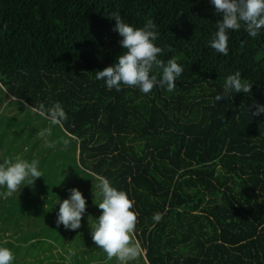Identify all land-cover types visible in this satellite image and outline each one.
<instances>
[{"label": "trees", "instance_id": "trees-1", "mask_svg": "<svg viewBox=\"0 0 264 264\" xmlns=\"http://www.w3.org/2000/svg\"><path fill=\"white\" fill-rule=\"evenodd\" d=\"M116 15L135 27L154 22L158 58L184 68L174 92L116 91L95 78L125 51ZM219 19L211 0H0V122L17 124L2 129L0 164L33 140L20 157L31 158L39 137L31 161L40 168L72 164L91 189L107 179L125 191L148 264H264V114L252 115L254 102L264 104V32H230L224 56L208 44ZM237 71L251 95L215 102ZM57 102L67 119L54 125L39 109ZM45 179L11 196L0 188V219L31 227L18 239L25 245L39 235Z\"/></svg>", "mask_w": 264, "mask_h": 264}, {"label": "clouds", "instance_id": "clouds-1", "mask_svg": "<svg viewBox=\"0 0 264 264\" xmlns=\"http://www.w3.org/2000/svg\"><path fill=\"white\" fill-rule=\"evenodd\" d=\"M220 19L216 22V31L208 41L209 46L217 53L227 56L229 53V33L243 30L252 38L264 32V0H211ZM113 20L116 24L113 31L122 39L120 44L125 50L115 63L102 71L96 72V79L105 82L108 89L121 91L122 86L137 87L144 94L150 93L154 87L165 89L169 93L176 89V81L181 77L184 68L176 59L167 62L158 58L162 48L156 44L158 32L152 20L143 27H135L125 22L121 15ZM252 84L241 78L239 71L226 78L223 91L214 97L215 102L231 98L233 92L251 95ZM254 116L264 114V104L254 102ZM35 110V109H34ZM41 116L49 118L54 125L67 119L63 106L57 102L47 108L41 104ZM49 147L52 145L49 144ZM43 177L39 161L31 162L17 159L13 163L7 161L0 164V187L5 188L11 196L22 184H33ZM102 201L98 207L101 215L92 222V240L103 249L109 258L116 257L119 264H129L138 255L137 247L131 242V234L137 223L134 201L129 195L114 187L107 179L98 184ZM56 225L75 231L81 228L82 218L87 211V199L78 188L70 189V195L62 202L59 200ZM56 204V205H57ZM162 219V213L152 216L154 222ZM13 251L0 246V264H13Z\"/></svg>", "mask_w": 264, "mask_h": 264}, {"label": "rangeland", "instance_id": "rangeland-1", "mask_svg": "<svg viewBox=\"0 0 264 264\" xmlns=\"http://www.w3.org/2000/svg\"><path fill=\"white\" fill-rule=\"evenodd\" d=\"M10 101H12V99L9 100V102ZM1 107H4L3 103L0 105V108ZM17 110H19L17 107L13 109L11 114L9 113L5 116V120L8 121V118L11 119L13 112ZM23 122L18 132L24 127L28 128L30 126V122L26 125L25 120ZM4 125L10 126L11 129L17 126L14 121L0 122V138L2 136V141L0 142V156L6 147L5 138L7 134L2 132ZM46 139L47 137H44L42 141L45 142L47 141ZM28 143V146L19 150L18 155H13L8 158L7 162L10 163L12 160L16 161L17 159H22L20 157L31 148L33 140H30ZM39 146L38 137V145L31 158L26 159L27 161H31L32 157L36 156V151L39 150ZM62 161H67V159L58 157L57 162L59 163ZM40 170L42 175H48L49 179L42 180L43 185L39 189V207L42 209V211L39 210V217H37V221L41 222L39 227H36L39 229V235H37L36 238L34 237L32 242H27L25 245L23 241L18 239H21L23 233L28 232L31 227L25 226L15 230L0 219V246L8 247L13 251L15 255L13 264H119L116 257L109 258L107 253L95 245L92 240V222L101 215L102 211L99 209L98 205H96L102 201L98 183L91 189L93 181L85 178L84 175L78 177L74 173L72 164L57 171H50L44 167L40 168ZM37 180L33 183V187L37 185ZM49 181L51 182L48 183ZM72 188H78L87 199V211L82 218L81 228L75 231L66 230L63 225L58 227L56 221L55 226H52V222H49L51 225L45 224L44 226L43 223L52 221L54 218L57 219V213L59 211V203L57 204V202L59 200L62 202L64 199H67L70 195V189ZM16 192H18V189ZM24 200L26 201L27 197H24ZM45 210L47 214L42 215V213H45ZM48 211L50 212L48 213ZM6 225L8 227H6ZM130 239L136 246V239L132 234ZM32 243H34V246H30ZM129 264H148L145 259V251L142 249L140 251L138 249V255L134 260L130 261Z\"/></svg>", "mask_w": 264, "mask_h": 264}]
</instances>
